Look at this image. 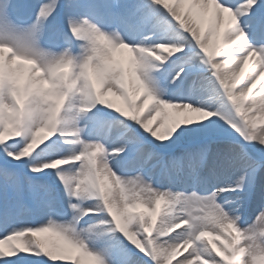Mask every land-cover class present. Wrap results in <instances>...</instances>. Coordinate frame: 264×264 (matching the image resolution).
<instances>
[{
    "label": "bare ground",
    "instance_id": "1",
    "mask_svg": "<svg viewBox=\"0 0 264 264\" xmlns=\"http://www.w3.org/2000/svg\"><path fill=\"white\" fill-rule=\"evenodd\" d=\"M162 1L165 2V4L161 5L160 3H152L150 8L141 9L139 10L140 13L136 11V19L139 21L133 25L129 18V12L124 11L120 15H116L108 9V5L106 3L108 2L107 0L105 2L92 1V4L95 5V9L105 8L104 11L99 10L96 11V13H92V15L88 7L83 8L84 5L77 4L75 0H64L61 5H59L60 0H30L29 2L26 0H19L14 7L20 8V11L23 13H27L26 15L19 14V16L27 17L31 12L37 11L38 8H40L39 12L41 14L39 24L35 21L20 24L12 19V6L7 4L4 0H0V36H5L13 40L16 48L19 50L29 51L36 55L38 57V61L50 72L52 67L61 59H73L75 64L74 71L71 74V82L69 86V90L72 89V92L71 101L68 103L71 104H69L70 106L67 104L68 106L66 107L64 114L61 116V121L62 128H66V130H64L65 132L74 131L77 133V136L73 139L66 140V144H63L60 147L53 144L46 147L44 143L42 145H37L33 148L32 156L27 160L28 166H31L30 168L33 171L36 166L43 164L45 160L57 158L63 152L74 153L80 150L83 144L81 139L78 137V132L89 145H92L94 140L98 138L101 141V148L102 146L104 147V145H106L105 148L115 146V148H111V150L120 149L116 147L123 148L133 137L141 136V130H143L144 125L147 126L151 119H156L157 123L152 132V137L154 140L159 142L158 145H162V143L166 144V142L169 143L172 141L174 142L173 145L179 146V150L169 158V160H172L169 163V170L172 173L180 174L181 177L171 181L168 177L160 176L156 172V169L153 168L150 173L154 183L150 186L149 192H156L160 195V193L157 192L160 187H171L172 190L162 196L170 200H168V202L170 203V206L173 207L175 213L182 214L185 211L186 201H197L196 198L193 200H186L187 196H185V193L193 183H200L204 193L211 190L210 193L204 194V196L198 198V200L204 203L206 214L213 217L212 222L224 227L226 221L231 216H238L239 220L244 223L247 222L248 219H257L260 217L262 219V226L264 227V191L258 194L256 193V195L253 196L252 199H255V201L249 200L247 198L249 196L244 197L241 201L237 197H231V201L226 202L223 199L220 201L221 205H217V199H222L221 197L216 198V195L222 194L217 192V189L226 190L229 187H233L235 189L234 186L238 184V181H235V183H227L224 175L216 176L217 174L215 173L223 170L228 171L233 168L236 170H249L255 163V160L248 159L239 150L240 147H249V142L244 143L241 141H231L227 137L228 131L222 132L219 129H215L214 127L217 126L216 124L213 125V127L211 126L218 121L223 123L227 121V119H230L227 106L218 93V90H216V85L220 81L224 82L223 84L228 82L231 84L230 78L232 75L239 69L241 70L242 62L239 58V49L249 46H258L259 50L262 51V57L258 59L253 57V62L255 64L245 81L244 86L236 93V98L245 109L250 121H252L253 124L256 123L259 114L261 113V109L264 105V82L262 85L255 83L257 77L255 76V65H262V62H264V11H258L257 9L259 3H261L259 5L260 7L264 4L262 3L263 0ZM56 4L57 6L59 5L58 11L64 12V22L70 29H77L79 27V22L83 23L84 21L85 23V16L91 15V22H89L88 25L92 27L89 32L97 41L96 46H94V51L101 57L102 62L115 63L116 70L119 73L117 78L109 79L104 82V79L102 80L99 77L101 69L97 68L96 74L100 79L96 81L104 84L106 83V90L112 91L115 94V102L120 103L122 100H125V87L127 85L129 86L131 92L136 93L139 90H136L139 86V82H136L137 77L143 81V84L149 88L152 94L159 95L158 102L153 104L145 116L139 115L136 121H126L123 119L122 115L118 117L114 116L109 122H104L101 125V131L99 129L100 127L93 131L91 126L92 123H88L85 115L81 114L80 116H77V112L75 110L76 105L80 104L84 107L92 101L87 82L83 83V85L80 83L81 73L83 71V50H85V48L81 47L79 50L75 51V47L73 46L63 45L60 49H57L54 46H47L46 43L44 44V37L48 36L47 39H49L51 33L56 30L53 27V22L45 18V11L53 6H56ZM227 6H234L235 12L232 16L225 11V7ZM155 9H157L158 12H152V10L154 11ZM149 12H152L151 16L157 14L155 21L152 22L148 28V30L151 29L150 35L163 32V30L165 31L167 29L171 30L170 34L164 39V43H162L165 45L163 52H157L156 54L157 56H160V61H150L151 63L149 65H140L138 64V53L137 51H134L132 56L126 55L124 58L117 57L113 62L111 55H109V57L105 55V53L111 51V44L108 43V40L121 38V40L127 43L128 47L134 46L135 48L144 43L146 37L144 35L141 36L139 33L141 29L140 23L147 20L146 16L150 14ZM205 15H209L211 17L213 16L210 33L201 38V42L205 47H213L211 34L214 31L215 25H230L231 21H240L237 28L227 26L230 28L228 29L227 37L233 32L244 36L239 47L235 49L232 47L229 48L224 54L225 56L220 59L218 63L220 70L219 80L212 79L210 75L197 77L194 69L198 68V64L202 65L203 57L201 55H195L194 57L191 55L188 56L182 54L178 50V46H180L178 43L187 41L189 35L193 34L199 36L201 34V24L203 25L205 20L203 17ZM173 20H177L178 25L181 23L187 25L186 35H182L178 30H172L174 26L170 23ZM62 37L65 36L62 35ZM79 37L85 38L86 34L80 35ZM59 41L60 40H57V42ZM122 52H126L125 49H123ZM112 53L116 54L117 52L112 51ZM132 64L137 65V67H132ZM5 72L7 74L5 81L6 86L9 84V81H11L10 77L13 74L20 78L23 76L30 77L27 87L28 93L29 91L33 92L35 89H38L39 85H41L44 80V77L36 76L35 73H33V70H27L23 67L15 66L12 61V56L8 53L0 51V74ZM124 74H127V80L123 78ZM83 75H85L84 71ZM48 76H50L49 73L45 79H49ZM62 79H64V77H62ZM251 86H256L253 98L249 102H243L242 90ZM78 90L81 91V94L77 93ZM4 92L5 88H3L0 98L1 127L14 124L18 120L16 108L12 103L7 101L6 94ZM35 96H38V94L36 93ZM160 103H162V105L159 109ZM141 104L142 102L139 105ZM223 104L224 107L222 106ZM43 107H45L44 104ZM69 107L72 108V111L67 112ZM50 113L51 112L49 111L46 114L45 110H43L42 113L39 114L37 112L34 113L29 109L26 115L28 125H36V121L42 122L51 120ZM184 116L187 117L185 123L186 127L185 133L181 134L178 133L176 129L177 120L183 118ZM96 121L98 120H94L93 123ZM99 121L101 122V120ZM175 124L176 127L174 126ZM110 126L123 128L122 131L130 130L131 134H129V137H131L125 139L122 138L120 134L111 133L109 130ZM167 126H169L170 129L176 130L178 137L170 135L167 130ZM232 129L236 130L235 124L232 126ZM257 136L260 135L258 134ZM138 143L141 142L139 141ZM0 145H2L0 147V152L3 157L8 158L5 168H0L2 179L7 187H15L17 183L14 176L15 172L10 163L11 161L12 163L15 161L14 158L17 155L15 152L18 148V144L15 141L6 139L2 141ZM155 157L156 151L148 150V152L140 160H129L126 163H118L116 161L119 158H113L107 155L105 156V159L98 163V168L100 170L99 175L102 179V183L104 180V185H106V188L110 190V193L123 197V194L114 190V178L118 175V172L131 171L137 173L139 170L142 171L148 163L150 164V162H154ZM206 157H208V160L204 163V159ZM55 160L57 161L58 159ZM71 167L75 170H70L67 173L61 174V170L56 168L50 177H45L44 175L41 176V178L35 182L34 186L32 185V181L29 176H23L26 190L30 194L34 193V196L36 197L37 194H42L46 185L56 184V189L60 191L65 202L64 204H66L65 209L57 207L54 201L50 202L48 205L46 202L41 201L33 212L28 209H18L15 211L8 210L3 224V229L0 230V232L8 230L16 223H18L20 227L21 222L31 223L40 218L42 221L50 223L57 235L71 233L72 228H74L71 224L72 213L74 212L76 203L70 200L68 187L73 182H76V184L78 182L82 183V195L85 191H88L89 188L86 184L88 178L87 171L89 170V167H87V165H73ZM40 168L41 167L37 170H40ZM146 174L149 175L148 173ZM243 182L247 183L248 180L243 179ZM261 186L264 187L263 180L261 181ZM73 189L74 186L72 188V192ZM170 221L172 222L171 218L169 222ZM154 225L155 224H153V228ZM174 225H170V227ZM159 227L161 228L162 224H158L156 228L158 233L160 231ZM244 227L246 235H248L250 229L247 226ZM193 229L194 228L187 229L186 227H182V229H179V232L174 234L173 237L166 239H164V237L158 239L159 235H154L150 241L140 235L139 239L142 245L151 243L153 247L155 246L156 258L158 260L157 264H162L164 257L168 253L175 250L173 246V239H186L190 237ZM93 230L98 233L100 228L98 225H93V227L88 229L87 232H91ZM104 230H106L108 236H110V231H113L112 228H106ZM128 230L129 229L126 227L125 231L128 232ZM223 234L226 235L225 229ZM47 238H49V236L36 240L29 239L24 242H15L29 255L30 264L35 262L34 258L37 253V246L43 247L48 253V256L51 259L50 264H56V261L60 259L63 251L60 246L58 245L57 247V244L52 240L50 242L46 241ZM132 239L136 241V238ZM82 241L84 242L85 240L82 239ZM87 243L92 247V244L88 240ZM11 247L12 246L9 245L6 248L9 249ZM148 248L153 249L152 247ZM260 248L261 247H258L257 249L259 250ZM8 249H4V251L10 252L8 253L9 256H11L14 260L19 258L16 252H12ZM121 249V252H126L123 248ZM242 249H244V247H242L240 243L236 249L232 250V253L237 254L241 252ZM251 252L252 250H250L248 245L247 248L244 249L242 258H240V261H238L237 264H248V256ZM175 255L178 257L174 264H179L180 262H182V264H201L203 260L202 258H207L209 261L214 259L213 253H211L203 245V242L196 243V247H194L191 252L184 250L182 252L176 251ZM76 264H80V262L77 261ZM123 264L149 263H147L143 258L136 256L133 259H125Z\"/></svg>",
    "mask_w": 264,
    "mask_h": 264
},
{
    "label": "rangeland",
    "instance_id": "2",
    "mask_svg": "<svg viewBox=\"0 0 264 264\" xmlns=\"http://www.w3.org/2000/svg\"><path fill=\"white\" fill-rule=\"evenodd\" d=\"M4 1L6 2V0H4ZM75 1L79 5H84L83 8L84 7L87 8V7H89L92 4V1H95V0H75ZM262 3H264V0H263ZM259 5H260V3L257 6L258 9H259ZM227 7H231L230 8L231 12H233L234 9H235L234 6H227ZM56 8H57V4H56V6H53L50 9H48L47 11H45L46 16L48 15L49 12L55 11L53 9H56ZM108 8H109L110 11H112V7L111 6H109ZM39 9L40 8H38L37 11H34V12L36 14L38 13L39 15H41L40 12H39L40 11ZM92 9L94 10V8H92ZM133 9H135V7H129V8H127V11H130L129 13H131V11ZM155 11L158 12V10H155ZM225 11H226V8H225ZM95 12H96V10H95ZM227 12H228V10H227ZM87 19H89V18L87 17ZM32 21H33V19H32ZM87 22H89V21H87ZM80 24L84 25V23H80ZM217 27H218V25H216V28ZM85 29L88 31V26H85ZM234 35H235V32L231 33V35H230V37L228 39V44L230 42L232 43V39L234 38ZM44 39H45V37H44ZM92 39L95 40V38H92ZM213 39H214V34H212V38H211L212 42H213ZM119 41L123 42V40H121V38L109 40V43L111 44V49L115 50L116 44ZM0 43H10L13 46H15L13 40H11L10 38H7L5 36H1L0 37ZM96 43H97V41H95V45H96ZM250 47L251 46L239 49V58H240V60H241L243 54H245L247 51H257V52H259V54L261 53L259 48H258V46H252L251 47L252 50L250 49ZM125 50H127V52H130V53L131 52L133 53V51H134V50H129L128 47L127 48L125 47ZM137 52H138V64H140V65L141 64L149 65L151 63L150 61H154V60L158 59V57L156 59L145 58L143 56L142 47L140 45L137 48ZM16 53L22 54V55H26V56H29V57H31V56L32 57H36V55H34L33 53H31L29 51L19 50L18 48H17V52ZM88 55H91V56H93L95 58L94 67H96V70H97V68L101 69L100 76L104 80L117 78L119 73L116 70V66L113 63L102 62L101 61V57L97 53H93L91 51H87L86 54L84 55V58L82 60V68L84 67V64H85V62L87 60ZM105 55L107 57H109L110 54L107 52V53H105ZM123 56H125V55H123ZM72 61H73L72 59H61V60H59L58 63H56V65L60 64V63H66V62H72ZM132 66L137 67V65H132ZM200 67H204V63ZM263 67H264V62H262V65H255L256 71L258 73H261V68H263ZM45 69H46V67H45ZM238 71H236V72H238ZM233 75L230 78V81L234 77ZM14 82H16V78L14 79ZM136 82L138 83V82H143V81L140 78L137 77ZM80 83H81V85H83V83H85L83 77H82V79L80 78ZM8 86L10 88V86H11L10 83H9ZM8 91H10V89H8ZM77 93L81 94V91L78 90ZM37 94H38V96H34V97L31 98L29 107H31V110L34 113L37 112V113L40 114V113H42L43 110L48 109L51 106L47 102V97L49 96L48 94H46V93L44 95L39 94V93H37ZM155 95L157 97L159 96L157 94H155ZM6 99H7V101H9V99H10V95H9L8 92L6 94ZM158 100H159V97H158ZM43 104H45L46 107H43ZM181 104H184V103H181ZM161 105H162V103L159 104V109H160ZM222 106L224 107V104ZM80 107H81L80 105H77L75 107V110L77 112V116H80L81 114H83L81 112V110H80ZM70 111H72L71 107L69 109V112ZM263 112H264V105H263V107L261 109V113L259 114V117L262 116ZM88 117L89 118L86 117V120H92L91 116H88ZM184 117L187 120V117L186 116H184ZM88 123H89V121H88ZM35 124H37L36 127L44 125V123H43V125H39L37 121H36ZM33 129H35V126H34V128L31 127V129H29L31 131L30 133H32ZM100 130H102V128ZM80 136L81 135L79 133V137ZM263 138H264V136L262 135V142L261 143H263ZM81 140L83 142L82 143L83 146L81 147V149L78 152H74V153H72V155L68 154V153H61L57 158H52L50 160H45L43 164H40V165H38L37 167L34 168V172L40 166H44L46 168L48 163L52 164V161L55 160V159L61 158L63 156H73V154H75V153L76 154L91 153L92 149L94 147H96V150L97 151L100 150V151L96 155H91V157H93L94 159L89 160L87 162L84 161V164H83V165H87V167H89V170L87 171L88 178H87V183H86L89 188H88V191H85V194H83L85 196V199H86V197L88 195L92 194L91 193V185L93 183V173L92 172H93L94 169H98L99 170V168L97 166L98 163L100 161H102L103 159H105V156L107 155V151L109 149H111V147H106L105 148L106 145H104V147L102 146V148H101L100 147V145H101L100 142L101 141L98 138L96 139V141L92 145L87 144L85 139H81ZM56 145H58V144H56ZM21 146H22V143H20L18 145V149L16 150V153L19 152V149L21 148ZM147 151L148 150H146V149L143 150L142 153L139 155V157L135 161L140 160L147 153ZM0 158L4 159L2 156ZM156 159H157V156H156ZM116 162H118V163H126L127 159H118ZM146 167H149V166H145V168ZM72 168L73 167H68L66 169H63V170L60 171V174L61 173H67L70 170H75V169H72ZM145 168H144V170H145ZM235 172H236L235 169H233V171H231V173H235ZM220 174H222V175L228 174V171H223ZM14 175H15V173H14ZM165 175H169V179H175V177H178L177 174H172L171 172H168V171L166 172ZM163 177H165V176H163ZM262 178L264 179V175L262 176ZM114 180H115V183H114L115 184V189L114 190L117 191V192H120V194H123V197L122 196H117L115 194L110 193V190L106 189V186H105V189H106L107 195H108V200L111 202L113 208L115 209L114 211L116 212V214L119 215L120 218L122 219V222L124 224V228L127 227L129 229L128 230L129 233L126 232L127 233L126 236L128 238H136V242L139 245H142V243H141V241L139 239V235H140V232H139L140 229L138 228L139 226H138V224L132 223L131 219L128 218L127 212H126V207L128 205H132L134 202H141V201L145 202L146 204H149V205L153 206L152 204L154 203L155 200H157V199L165 200L164 196H162V195H166L168 192H170L172 190V188L169 191L165 187H163L161 189H158L157 192L160 193V195H158L156 192L155 193H150L149 192V188L154 183V181L152 179L151 173H149V175H147L143 170L142 171L139 170L137 173L131 172V171L118 172V175L115 176ZM74 185H79L80 187H82V183L78 182L76 184V182H73L68 187V195L70 196V200L71 201H73L72 188H73ZM55 186H56V184L46 185L44 191H42V194H38L39 196L36 197V198H34V196H33L34 193L29 194L31 196V198L33 199V204L34 203L40 204V202L42 201V202H46L47 205H48L50 202L54 201L55 204L57 205V207H62V205H63L62 208L65 209L66 208V204H64L65 202H63V200L62 201L60 200L62 197L58 194L59 190H57ZM191 190H192L193 194L196 193V194L199 195L200 194L199 192L201 190L200 184L199 183L193 184L192 187H191ZM85 199H84V201H85ZM186 200H193V199H186ZM253 201H255V199H253ZM83 202H81L80 204H76L74 212L72 213V220H71L72 222H71V224L75 227V228H72V231H71V233L73 235L72 234L57 235L54 232V229L52 228V225L50 223H48L47 221H42L40 218H38V220H36L33 223H35L36 226H38V227H46V228H50L51 230H53L52 235L49 238H47L46 241L50 242L52 240L54 243L57 244V247L59 245L58 242H60V241L62 242L63 240L77 242V243H80L83 247H84V245H86L87 248H89L88 251H87V254L94 255L93 253H96V255L100 256L101 259L106 264H120V262H117V261L114 262L113 258L110 257L109 255H105L104 251L102 249L104 245L107 246V247H111V245H110V243L108 241L110 239L108 237V234L106 232H103V225L106 226V224H107L106 221L96 220V219L92 218V219H90L89 221L83 223L80 226L75 224V218H76V215H77V212H78L77 210H78L79 207L84 206ZM14 203L15 202L11 201L10 205L15 207ZM202 205L203 204L200 201H198V200L197 201H192V202L191 201H186L185 202V211L182 214H179V213H175L174 212L173 207L170 206V203L168 202V198H167L163 216L161 218V221L158 223V224H162V227L161 228L159 227L160 228L159 233H158V231H156V233H155V235H157V236L159 235L158 239L163 237V235L167 232V229H168V227L170 225H172L174 223H177L178 221H180V222L183 221V220L184 221L185 220L189 221L190 224L186 228L187 229L188 228H194V229L192 230L190 237H188L186 239H183V240L173 239L174 240V245L173 246H174L175 250L170 252V253H168L164 257V260H162V264H164L171 255H174L175 251H177L178 249L182 248V250H184L187 243L195 242V245H194V247H195L196 246L195 239L198 237V233L201 230L209 229V230H213V231L218 233L217 230L220 231V230H224L225 229V230L228 231L230 225L238 226V227L242 228L243 230L245 228L244 226H247L250 229L249 234L246 235V236H245V230H244V234H243L244 238H243V241L241 242V246L244 247V249L247 248V246L249 245L250 250H252L251 254L248 256L249 257L248 264H260L261 262H264V227L262 226V219L260 217H259L260 219L259 218H257V219H248V221L244 223L243 221L239 220L238 216H232V217L228 218V220L225 223V226H224L225 228H224L221 225L212 222L213 217L208 215V214H206L205 209H203L201 207ZM87 207H88V204H87ZM200 210H203V211L200 212ZM170 218H171L172 222L171 221L169 222ZM26 225H27V223L23 222V223L20 224L19 228H22L23 226H26ZM93 225H98V227L100 228V231L98 233H96L94 230L91 231V232H87L88 229L93 227ZM227 233H229V232H227ZM82 239L85 240V241L83 242ZM86 239L89 242H91L92 247L88 245ZM204 246L206 247V245H204ZM258 247H261V248L258 250L257 249ZM137 248H140V246L137 245ZM220 248L223 251V253L226 252V255L228 256V255L231 254V253L228 252V249H232L233 247H230V246L226 247V246H224V244H222V245H220ZM244 249H242L241 252L237 253L238 261H240V258H242V254L244 252ZM155 251H156V249H155ZM98 256H95V257H98ZM202 259L203 260H202L201 264H209V263H212L213 260H214V259H212V260L209 261V260H207V258H202ZM179 264H182V262H180Z\"/></svg>",
    "mask_w": 264,
    "mask_h": 264
}]
</instances>
